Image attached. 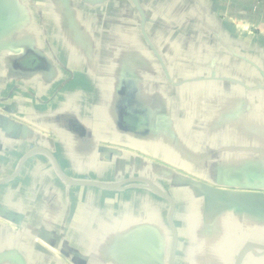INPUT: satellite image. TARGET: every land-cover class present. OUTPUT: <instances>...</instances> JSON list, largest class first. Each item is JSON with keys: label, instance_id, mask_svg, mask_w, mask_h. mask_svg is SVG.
Instances as JSON below:
<instances>
[{"label": "crops", "instance_id": "1", "mask_svg": "<svg viewBox=\"0 0 264 264\" xmlns=\"http://www.w3.org/2000/svg\"><path fill=\"white\" fill-rule=\"evenodd\" d=\"M22 1L0 0V94L4 85L8 90L0 98V118L26 128L15 136L0 127V177L36 147L50 150L77 181L117 184L147 170L161 189L158 180L171 183L172 190L165 192L176 207L174 264H264V249L244 251L249 244L264 246V212L236 201L241 191L229 185L246 177L264 186V0H91L93 6H117V17L107 29L86 30L76 12H61L66 0H54L60 13H38L35 35L29 32L31 14L19 8ZM25 26L27 31L20 30ZM110 37H118V45ZM19 90L22 97L16 96ZM37 154L16 179L0 187V204L23 217L16 228L0 222V264H75V257L48 251L44 243L51 239L41 231H30L29 224L33 228L50 219H34L31 214L41 210L25 199L26 188L9 187L24 178L33 184L30 195L47 197L46 188L34 187L44 162H53ZM84 187L90 219L83 223L75 213L73 223L82 226L92 224L101 207L96 204L106 211L117 204L107 197L105 203L92 199L93 187ZM138 188L133 203L141 196L155 200L151 188ZM180 188L190 197L197 193L213 200L208 207L215 220L198 219L201 211L192 207L180 215L174 196ZM218 189L229 192L230 200H218ZM55 207V223L64 224L53 235L61 234L83 256L76 264H95V246L111 244V238L88 231L78 238L76 225L68 227V208ZM121 207L140 228L129 256L133 264H170V224L161 232L163 222L154 221L148 208L133 215L128 206Z\"/></svg>", "mask_w": 264, "mask_h": 264}, {"label": "rangeland", "instance_id": "2", "mask_svg": "<svg viewBox=\"0 0 264 264\" xmlns=\"http://www.w3.org/2000/svg\"><path fill=\"white\" fill-rule=\"evenodd\" d=\"M47 1V4H43ZM50 2H52L51 4H49ZM54 0H24L22 2H20L21 6L19 5V8H23L26 9V12L31 14L32 19L31 22L29 24V27H31V29L29 30V32H31V35H35L34 32H38V28H39V21L37 19V14L38 13H47V14H51L53 12L59 14L60 11L56 8V5L54 4ZM91 0H77L76 2L73 0V2H71V0H66V2H64L63 7L61 12L63 14L66 13H71V12H76V14H78V16H80V18H83V20L78 21L79 26L81 29L86 30L87 28H108L109 22H112L111 25H113V21H115L114 19L117 17V14H114V8L117 6L114 5H91ZM18 5V3H17ZM44 5L46 7H44ZM128 8V7H127ZM134 11V9H133ZM21 12V11H20ZM106 14L107 17L106 21H104V16L102 14ZM94 16V21L90 20L91 17ZM111 17V18H110ZM114 19H113V18ZM36 18V19H35ZM64 20V17H63ZM85 20V21H84ZM110 20V21H109ZM65 21V20H64ZM41 22V21H40ZM113 27V26H112ZM20 30H28V27L25 26V28H20ZM37 30V31H34ZM23 32V31H22ZM38 34L36 33V36ZM33 38V37H32ZM37 38V37H36ZM118 37H110L109 40L113 42H115L116 45H118ZM38 40V38H37ZM35 42V41H34ZM2 71H7L4 68H1ZM10 75V74H9ZM1 80H3L4 78H0ZM6 86L4 85L3 89H2V93L0 94V98L2 97H6L8 94V90H6ZM15 93H20V94H16V96L22 97V91L19 90ZM22 95V96H21ZM15 96V95H14ZM9 103H13L12 100H8ZM1 106V104H0ZM68 136V140H69V135ZM37 158H43L44 160H48L44 157H42V155L37 154ZM9 157L11 158V155H9ZM3 160H10V158L4 156L1 157ZM4 164H7V161H4ZM49 162V161H48ZM44 164H46V166H43L42 169V175L41 177H38V179L40 178V180L38 182H35L36 185L38 187H34L36 189H40L41 192L43 191L44 188H46L47 191V197H43L41 196L40 198H38L37 195H30L29 191L32 187V185L30 186L31 183L25 182L26 180L23 178L21 179V182H15V183H11V186L9 185L10 189H12L14 186V189H19V188H26L27 191H25L24 196L25 199L29 198L30 201H32V206H34L36 209H38L40 207L41 213L39 214L38 212H34L31 214L32 217H34V219L38 220L39 215L43 218H48L50 219L49 222H45V223H41V225H37L34 226L33 228L35 230H33L32 225H28L31 226L30 231H41L47 228L48 231V236L49 238H53L51 240H46V243H44V246L46 249H48V251H51V253H55L56 255L62 256L63 258L66 257H74L72 254V250H74L72 247L69 246V244L67 242H65L66 240L63 239V236L61 234L59 235H53V233H56V228L59 229L64 223L58 221L57 223H55L54 215L57 213L58 210H56L55 205L57 206H61L62 209L68 208L69 213L68 216L70 218V220L68 221V227L69 226H74L76 225L77 227V236H79L78 238H85L86 237V232L88 231L89 235L95 234L96 236L98 235V233H102L101 237H106V238H111L109 239V241H111V244H106V245H96L95 246V250L93 251V257L94 259L91 260L93 263L95 264H104L103 260L105 259L106 261H108V264H133V262H135V259L131 260L129 258V256H131L134 253V242L136 241L135 237H138V233L140 232V228H138V226H135L134 223L132 222V220L127 219L126 216H124L123 214V207H121L122 205L128 206V210H132L133 215H137L138 213H140L139 210L144 209H149L153 212V214L155 216H153V220L154 221H158L160 219V221L163 222L164 224V229L161 230V232L164 230L165 232L168 229V224H169V214H170V206L169 203L164 200L162 197L160 196H155L154 195V199L151 202L145 201L146 198L142 196L139 197V199H143V201H138L136 200L135 203H133V193L134 192H141V188L139 189L138 186L140 185H144L146 188H150L148 184L144 183V182H130L127 185H125L123 188L119 189V190H105V189H100V188H93L90 192H92V199L101 201L103 203H105V197L111 199L110 201H113L112 203L116 204L113 206V208H111L109 211L103 210V208H105V206L101 203V204H96V202L94 201V204L96 205H101V209L98 208L97 211H95V218L91 223L89 224H83L84 226L80 225V224H73L74 223V214L76 213L78 216H83V223L85 221V219L89 218L90 219V204H86L85 201H87L84 192H87L89 189H82L85 188L84 186H77L75 187L74 185H71L67 182H63V184H61V180L59 181V178L56 171L54 170V166L53 164H51L49 162V164L46 162H44ZM18 165L12 164L9 167H7L6 170H8L10 168V173L12 171V173L17 170ZM164 168L168 169L167 166H164ZM155 169V168H154ZM166 169H162L161 168V174L164 175L166 174L165 170ZM14 170V171H13ZM151 172L154 174H160L157 171H152V169L150 168ZM50 175V179L47 178V173ZM6 172V171H5ZM16 172V171H15ZM14 172V173H15ZM149 171L146 170V172H143L144 174H138L135 173L132 176H127V179L129 178H138V176H143L144 178L149 180V176L150 173H148ZM7 173V172H6ZM10 173L4 175L2 174V176L0 178H5V176H9L11 175ZM134 173V172H133ZM154 178V177H153ZM231 184L230 187L241 191L239 192V194H237L236 196L239 195V200L243 201L242 204H246V199L250 198V197H245L248 195H242L245 194V191L250 192V193H254L257 194L258 192V188L261 189V187L264 186H260L261 181H254L252 182L251 180H249L248 178H242L240 180H235V181H230ZM159 185H161L162 190L165 191L166 190H172L171 183L169 186V182L167 180L165 181H161L158 180ZM182 183H187L185 181H182ZM18 188H16V187ZM6 186L1 187L5 188ZM74 187V188H73ZM258 187V188H255ZM68 189V191H67ZM23 192V191H22ZM36 193H32V194H37V190H35ZM62 194L61 197H56L54 195V193H58ZM70 192V197H66V193ZM243 192V193H242ZM82 196H78L77 194H81ZM264 193V192H262ZM16 194H18L17 198L19 200H22V195L23 194H19L18 192H16ZM179 196L177 197L176 195H174L177 201V207L179 208V212L180 215H183L186 211L187 208L189 209V207L194 208L197 211H201L200 213V218L198 216V219L201 220H215L214 216L211 214V212L209 211V204L213 203V200L211 201L210 198H205L203 196H196L197 193H194V197H190V195H187L186 192L183 191L182 188H180L178 190ZM77 195V196H76ZM252 196V195H250ZM256 196V195H253ZM160 197V198H159ZM198 198V200H197ZM148 199V198H147ZM39 200H42L43 202H39ZM132 201V202H131ZM35 203V204H33ZM45 203V204H44ZM110 203V204H112ZM119 203V204H118ZM126 203V204H124ZM128 203V204H127ZM149 203V204H148ZM36 205V206H35ZM183 209V211H181V209ZM96 209V208H94ZM205 209L208 210L205 212ZM83 210V212H82ZM254 210H256L254 208ZM88 211V212H87ZM104 211L106 212L104 214ZM149 211L146 212V214H148ZM145 214V215H146ZM198 215V214H197ZM251 215V214H250ZM254 221L256 222V227H257V221L258 219L256 218V214H254ZM147 216V215H146ZM159 218V219H158ZM240 219V218H239ZM23 220V217L22 219ZM241 220V219H240ZM42 221V220H41ZM0 222L4 223V224H9L12 227L16 228V225L14 224V222L10 221L7 219L6 217H1L0 216ZM13 224V225H12ZM17 224V223H16ZM158 224H160V222H158ZM167 228H166V227ZM56 227V228H55ZM64 230V229H62ZM169 230V229H168ZM65 231V230H64ZM216 231V229H215ZM61 233V232H59ZM69 229L66 230V234L69 235ZM54 236V237H53ZM56 236V237H55ZM57 236H61V240L63 242V244L59 247V243L56 242H60V239H57ZM112 236V237H110ZM59 238V237H58ZM135 239V240H134ZM125 240L127 242H125ZM130 244H126L129 243ZM133 242V243H132ZM100 243V242H99ZM132 243V244H131ZM53 258V257H52ZM50 259H47V261H49ZM77 262H81V259L78 257H75V261L74 263L76 264Z\"/></svg>", "mask_w": 264, "mask_h": 264}, {"label": "water", "instance_id": "3", "mask_svg": "<svg viewBox=\"0 0 264 264\" xmlns=\"http://www.w3.org/2000/svg\"><path fill=\"white\" fill-rule=\"evenodd\" d=\"M128 118L134 120H137V117L135 115H129ZM7 118H0V127L4 130V131H9V133L11 132V134L14 133L15 136H17V130L22 129V127H24V130L26 131L25 126H14L11 123L6 122ZM103 150V149H102ZM44 153L47 156H49V158L52 160L54 167L56 169V172L58 173V175L67 183L74 185V186H86V187H93V188H100V189H105V190H119L121 188H123L125 185H127L130 182H144L146 184L149 185V187L153 190V192L162 197L164 200H166L167 202H169L170 204V214H169V224L172 230V234H173V246H172V252H171V258H170V264H174L175 261V256H176V251H177V245H178V233H177V229L176 226L174 224V213H175V202L174 200L164 191L162 190L158 185L154 184L151 180H148L146 178L143 177H138V178H132V179H127L126 181H123L121 183H117V184H112V183H101V182H86V181H77L74 180L72 178H70L61 168L59 162L57 161L56 157L54 156V154L46 149V148H42V147H36L31 149L25 156L24 158L21 160L16 172L6 178H3L0 180V187L14 179H16L22 172L25 164L28 162L29 159H31L35 154L37 153ZM188 183V182H187ZM189 184V183H188ZM193 185H198V183H194ZM218 192V200L221 201H229L231 198V195L229 194V192L225 191V190H217ZM256 196H245V197H250L246 199V206L249 207H253L256 210H260L261 212H264V193L262 192H257V194H255ZM236 199V197H235ZM234 199V200H235ZM239 198H237L236 201H238ZM240 202H243L241 200H239ZM239 203V202H238ZM0 216L1 217H6L7 219L14 222V223H19L22 219V215L13 212L11 210L8 211V209L3 206L2 204H0ZM44 233V235H43ZM41 235L43 236V238L48 239V231L46 230H41ZM54 237V236H53ZM56 237V236H55ZM59 237V238H58ZM61 236H57V239H60ZM53 239V238H50ZM58 243V242H56ZM250 248H262L264 249V246L262 245H257V244H249L248 246H246L245 250H248ZM244 253V252H243ZM72 254L74 257H79V258H83V256L77 252L72 250Z\"/></svg>", "mask_w": 264, "mask_h": 264}, {"label": "trees", "instance_id": "4", "mask_svg": "<svg viewBox=\"0 0 264 264\" xmlns=\"http://www.w3.org/2000/svg\"><path fill=\"white\" fill-rule=\"evenodd\" d=\"M54 165V164H53ZM56 170V169H55ZM158 196V195H157ZM170 206V205H169Z\"/></svg>", "mask_w": 264, "mask_h": 264}]
</instances>
